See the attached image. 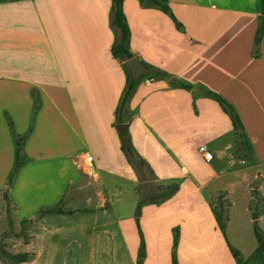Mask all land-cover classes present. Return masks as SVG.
Listing matches in <instances>:
<instances>
[{
    "label": "crops",
    "instance_id": "1",
    "mask_svg": "<svg viewBox=\"0 0 264 264\" xmlns=\"http://www.w3.org/2000/svg\"><path fill=\"white\" fill-rule=\"evenodd\" d=\"M111 7L112 0L0 3V147L5 152L0 180L14 159L10 126L15 135H28L23 144L27 159L10 193L20 215L54 205L84 175L103 198L105 193L122 194L110 184H122L128 170L116 129L126 73L124 61L110 52L116 36ZM169 7L182 29L157 9L123 0L130 53L171 76L139 80L126 109L124 132L158 180L181 177L175 195L142 205L141 215L160 221L174 215L167 221L170 234L173 227L181 228L175 247L178 264H197L195 259L202 264L207 249H195L191 258L182 248L188 244L189 229L199 230L188 226L206 223L214 236L221 233L216 220L205 203L195 205V215L178 207H187L183 199L203 200L202 168L230 151L235 135L217 101L197 89L215 91L234 106L253 165L264 167V30L257 56L251 53L261 1L169 0ZM176 80L192 89L178 87ZM199 145L207 146L213 161H203ZM85 155L91 156L90 163ZM213 171L209 178L218 174ZM259 176L264 179L262 170ZM227 249L225 245L224 264H230ZM24 262L34 264H17Z\"/></svg>",
    "mask_w": 264,
    "mask_h": 264
},
{
    "label": "rangeland",
    "instance_id": "2",
    "mask_svg": "<svg viewBox=\"0 0 264 264\" xmlns=\"http://www.w3.org/2000/svg\"><path fill=\"white\" fill-rule=\"evenodd\" d=\"M10 1L14 0H0V3ZM8 127L15 148L14 138L27 135H15ZM119 137L122 144V136ZM246 151L240 145V140H235L230 151L203 166L206 177L199 189L203 200L200 197L197 200L183 199L185 204L188 203L187 207H178L185 214L191 212L195 215V205L205 203L211 211L220 212L226 242L235 251L232 254L227 249L230 264L232 260L236 264V256L242 262L249 261L257 245L255 228L264 243V179L261 180L259 176V170L264 174V167H254L255 158ZM124 157L128 170L122 184L110 181L122 194L110 196L105 193L103 198L98 194L100 188L84 175L79 185L69 186L64 196L50 206L61 209L62 213L42 217L38 210L34 215L19 214L18 205L10 199L13 186V182L10 185L7 183L10 166L5 178L0 180V264H17L12 256L22 252H27V260L34 264H171L172 238L176 233L179 238L181 232L177 225L170 234L168 221L175 216H165L160 221V217L154 215L142 216L140 208L151 205V197L164 192V187L171 183L176 182L179 190L181 177L158 180L148 164V167L139 164L132 166L125 154ZM4 159L5 152L0 147V176ZM26 159L24 156L23 160ZM213 170L218 174L209 178ZM103 179L107 180L105 177ZM137 211L140 215L135 217ZM190 227L199 228L197 231L189 229L188 244L182 247L190 257L195 258V249L201 252L207 249L209 253L204 256L202 264H224L223 250L226 244L222 234L213 236L203 222ZM138 228L143 236L142 248L139 246ZM220 238L222 241L218 242ZM175 250L177 255V248ZM195 262L201 264L196 259Z\"/></svg>",
    "mask_w": 264,
    "mask_h": 264
},
{
    "label": "trees",
    "instance_id": "3",
    "mask_svg": "<svg viewBox=\"0 0 264 264\" xmlns=\"http://www.w3.org/2000/svg\"><path fill=\"white\" fill-rule=\"evenodd\" d=\"M261 1V9H259L260 13V18L258 21V25L255 30L254 34V39H253V48L251 49V53L254 56H257V48H259V44L262 38L263 30H264V0ZM140 5L144 7H150L159 10L161 13L169 17L173 23H175V26L177 29H182L183 26L181 22L177 20L176 17H174L170 11L169 7V0H138ZM122 7H123V0H112V7H111V12H110V17H111V25L115 31V42L113 45L110 46V52L111 55L117 59H120L121 61H126L134 56L129 51L128 45L130 44V30L127 25V21L124 18V15L122 13ZM143 65H145L149 71L148 73L140 76L136 80L131 79L130 74L127 72L126 69V80L125 84L121 93V98L119 100L118 106L116 108V123L121 124L125 122V114L127 112V106L129 103V100L132 96V93L135 89L136 84L139 83L140 79L144 78H151V79H157V80H168L171 78L170 75H168L166 72L159 70L153 66H150L146 62H142ZM175 84H177L178 87L185 88L187 90H191L192 86L188 82L185 81H180L176 80ZM197 93L203 97L209 98V99H214L217 101L223 112L228 116L230 122H231V127H232V132L235 135V140L238 141L240 140V145L245 147L246 151L249 155H252L253 152H251L248 142H247V137L246 133L243 130V123L235 110L234 106L230 104L229 102L226 101V99L221 95L218 94L215 91L203 89V88H198ZM28 136V135H27ZM24 135L21 136H16L14 138V159L12 162V167L11 170L9 171V176L7 183L8 185L12 184L14 177L18 173L17 171L21 167V165L26 161L23 160V157L25 156L23 153V144L25 139L27 138ZM121 150L126 156L127 162L130 165H145L144 160L141 158V156L136 153L134 148L131 146L129 141L127 142H122L121 144ZM165 191L162 193H159L158 195H153L151 197L149 204H158L161 203L165 200H168L171 198L173 195H175V192L178 190V184L171 183L170 185H167L164 187ZM38 211L40 212V216H44L47 214H60L62 213V210L59 208H54V207H45V208H39ZM213 216L216 220L217 226L223 235V241L225 242L227 248L229 249L230 253L234 254L235 251L227 244L226 242V236H225V225L223 224L222 221V216L220 212H213ZM139 232V246L142 248L143 247V239H142V232L138 228ZM254 233L256 236L257 240V245L255 250L253 251L251 257L249 258V261L242 262L240 257L236 256L235 257V262L236 264H264V243L262 242V238L260 237L258 230L255 228ZM177 233L174 235L172 238V248L173 250L171 251V264H178L177 261V255H176V240H177ZM14 263H20L22 261H25L28 259V253L27 252H22L16 255L12 256ZM137 264H140V262H137Z\"/></svg>",
    "mask_w": 264,
    "mask_h": 264
},
{
    "label": "water",
    "instance_id": "4",
    "mask_svg": "<svg viewBox=\"0 0 264 264\" xmlns=\"http://www.w3.org/2000/svg\"><path fill=\"white\" fill-rule=\"evenodd\" d=\"M125 67L128 69L129 74L131 79L136 80L137 78H139L140 76L148 73L149 69L143 65V63L141 62V60L139 59L138 56H134L128 60H126L124 62ZM169 83H173V80H169ZM116 129L118 131V133H120V135L122 136V141L123 142H127L128 138L125 135V124L121 123V124H117L116 125ZM138 211L136 213V216L138 215Z\"/></svg>",
    "mask_w": 264,
    "mask_h": 264
},
{
    "label": "built area",
    "instance_id": "5",
    "mask_svg": "<svg viewBox=\"0 0 264 264\" xmlns=\"http://www.w3.org/2000/svg\"><path fill=\"white\" fill-rule=\"evenodd\" d=\"M147 81H149V82H151V81H153V79H151V78H149V77H147V78H145ZM197 152L200 154V156H201V158L203 159V161L205 162V163H209V162H211V161H213V159H214V157H213V153L207 148V146L206 145H199L198 147H197ZM92 158H91V156H89V155H87L86 157H85V162L86 163H90V160H91Z\"/></svg>",
    "mask_w": 264,
    "mask_h": 264
}]
</instances>
